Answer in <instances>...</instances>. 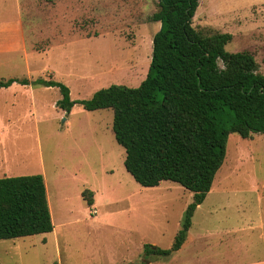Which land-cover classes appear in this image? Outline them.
Segmentation results:
<instances>
[{
	"label": "rangeland",
	"instance_id": "obj_1",
	"mask_svg": "<svg viewBox=\"0 0 264 264\" xmlns=\"http://www.w3.org/2000/svg\"><path fill=\"white\" fill-rule=\"evenodd\" d=\"M158 9L159 0H0V80L59 81L77 101L66 111L57 105L58 87H0V177L42 174L54 224L48 233L0 239V264L187 261V245L169 259L147 249L172 246L193 192L171 180L136 181L115 138L114 111L80 102L111 84L145 79ZM193 25L231 33L226 49L249 51L264 74V0H200ZM192 218L195 250L208 234L237 227L253 256L262 253L264 133L229 134L224 163Z\"/></svg>",
	"mask_w": 264,
	"mask_h": 264
},
{
	"label": "trees",
	"instance_id": "obj_2",
	"mask_svg": "<svg viewBox=\"0 0 264 264\" xmlns=\"http://www.w3.org/2000/svg\"><path fill=\"white\" fill-rule=\"evenodd\" d=\"M200 0H159L152 20L161 27L145 79L135 87L111 84L81 100L87 110L114 111L115 138L126 150L124 165L143 186L171 180L193 192L168 256L186 240L192 216L223 165L230 133H264V74L249 51L232 52L229 32L205 33L193 25ZM58 87L57 105L77 102L62 82L40 78L2 79ZM91 193V192H90ZM88 203H93L89 198ZM54 224L42 174L0 177V239L48 233Z\"/></svg>",
	"mask_w": 264,
	"mask_h": 264
},
{
	"label": "crops",
	"instance_id": "obj_3",
	"mask_svg": "<svg viewBox=\"0 0 264 264\" xmlns=\"http://www.w3.org/2000/svg\"><path fill=\"white\" fill-rule=\"evenodd\" d=\"M202 203L199 204L197 208L201 207ZM49 206H51L50 202ZM192 225L193 218L191 226ZM191 226L188 230L186 240L177 250V252L183 251L186 245L190 248L188 250L190 252L187 259L185 256L183 257V260H187L184 264H264V249L262 253L258 254L257 257H254L253 253H251V240L248 236L239 234L237 227L223 229L220 231L217 230L216 232L208 234V237L205 239L203 245L198 250H195V244L192 243L194 238L192 239L189 235ZM224 232L226 235L230 234V236H225V239L222 238L221 233ZM169 258H171V256L166 257L165 259ZM149 263H151V261Z\"/></svg>",
	"mask_w": 264,
	"mask_h": 264
}]
</instances>
